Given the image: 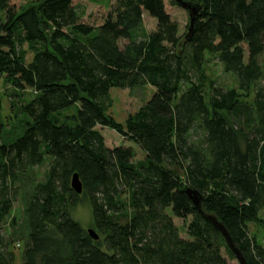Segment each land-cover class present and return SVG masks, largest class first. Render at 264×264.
Instances as JSON below:
<instances>
[{
  "label": "trees",
  "instance_id": "obj_1",
  "mask_svg": "<svg viewBox=\"0 0 264 264\" xmlns=\"http://www.w3.org/2000/svg\"><path fill=\"white\" fill-rule=\"evenodd\" d=\"M190 1L201 10L185 40L169 11L176 0L97 2L87 16L77 0H0V74L33 91L21 102L20 133L0 139V264H15L5 226L18 178L45 159L46 177L25 205L22 264H228L223 250L235 255L186 186L203 194V211L246 262L264 264L247 226L264 210V87H256L264 0ZM144 13L155 19L151 31ZM206 53L235 74L238 90L212 86L206 95ZM144 85L154 91L124 129L144 152L136 160L130 146H107L96 126L112 125L111 88ZM75 172L81 193L71 188ZM81 201L97 239L72 215Z\"/></svg>",
  "mask_w": 264,
  "mask_h": 264
},
{
  "label": "rangeland",
  "instance_id": "obj_2",
  "mask_svg": "<svg viewBox=\"0 0 264 264\" xmlns=\"http://www.w3.org/2000/svg\"><path fill=\"white\" fill-rule=\"evenodd\" d=\"M113 0H77V6L80 13L85 16L96 12V3L100 2L107 4ZM28 4L24 5V9ZM171 17L179 25V32H186L188 25V13L179 5L171 7L169 10ZM143 26L147 31L155 28V19L147 13L143 15ZM26 51V61L32 57V52L27 48L26 43L23 44ZM259 60L264 66V52L260 55ZM201 73L205 78L206 95H208L212 86L222 87L224 89L235 88L238 90V80L234 73L225 70L223 64L217 59V56L212 53L205 54V61L201 68ZM256 87H264V75L258 81ZM17 91L19 94H14ZM154 88L150 85L135 86L132 88H111L109 91L111 98V106L108 109L107 115L110 118L111 124L114 126L96 128L103 134L105 144L109 147L117 145H127L134 150V159H142L144 152L134 142L127 139L124 134L126 118L135 113L138 108L147 101L153 93ZM33 91L29 88L18 90L9 82L5 81L0 74V118L2 120V131L0 134L1 140H9L19 134L26 116L22 112L21 102L29 99ZM73 109H68L63 112V116H70ZM48 168V159L37 166L30 167L24 174L18 178L17 185L19 186V195L14 203L12 213L5 226V234L10 243V249L14 253V263L22 264L21 249L26 241L28 233L27 219L25 214L26 201L33 191L36 183L44 181ZM73 217L78 220L84 228L91 227V213L87 201H81L72 211ZM180 235L186 237L185 224L182 219L174 218ZM249 232L255 236L256 240L264 245V210L259 212L255 218L247 220ZM223 254L228 260V264H238L237 259L227 257L225 251Z\"/></svg>",
  "mask_w": 264,
  "mask_h": 264
},
{
  "label": "water",
  "instance_id": "obj_3",
  "mask_svg": "<svg viewBox=\"0 0 264 264\" xmlns=\"http://www.w3.org/2000/svg\"><path fill=\"white\" fill-rule=\"evenodd\" d=\"M176 1L178 5L184 8L188 13V26H187V32L185 35V40H187L189 39L193 31L195 20L198 17L200 10H201V5L198 4L197 2H193L190 0H176ZM71 188L76 193H81L82 191V183L76 172L73 173L71 177ZM184 190L187 193L188 197L192 200L195 207L203 213L204 217L210 222H212L221 231V233L223 234L225 238L227 246L230 248V250L235 255V258L237 259L238 264H248L241 250L235 245L233 239L231 238L230 234L224 227L223 223L220 220H218V218L214 214L206 213L203 211L202 209V204L204 201L203 194L199 190L191 186H186ZM87 232L93 239L98 238V234L95 232L94 229L87 228Z\"/></svg>",
  "mask_w": 264,
  "mask_h": 264
}]
</instances>
